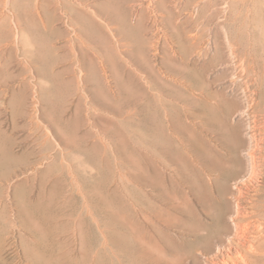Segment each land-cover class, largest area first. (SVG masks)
Returning a JSON list of instances; mask_svg holds the SVG:
<instances>
[{"label": "rangeland", "instance_id": "374dc122", "mask_svg": "<svg viewBox=\"0 0 264 264\" xmlns=\"http://www.w3.org/2000/svg\"><path fill=\"white\" fill-rule=\"evenodd\" d=\"M5 1L3 254L206 264L197 249L228 211L219 188L231 183L236 127L251 122L235 114L264 89V0Z\"/></svg>", "mask_w": 264, "mask_h": 264}, {"label": "bare ground", "instance_id": "6f19581e", "mask_svg": "<svg viewBox=\"0 0 264 264\" xmlns=\"http://www.w3.org/2000/svg\"><path fill=\"white\" fill-rule=\"evenodd\" d=\"M3 2L7 4V1L0 0V3ZM245 115L251 118V122L248 127H236V142L232 152H230L232 169L227 174L231 183L228 182L229 185L222 184L223 186L219 188L221 196L230 195V206L228 211L226 209L224 210L226 212H219L216 216L215 223L217 224L214 223L217 227L216 230L215 227L210 228L209 225L207 226L210 228L209 231L204 229L207 231L204 235L205 241L201 245L202 249L200 247L197 249V252L205 258L206 264H264L263 88L260 87L252 95L250 93L249 96H246L241 108H238L235 114L236 119ZM207 136L206 133L202 132L201 141L197 145L198 153L205 161L212 153ZM213 164L215 165V163ZM201 169L203 170V168ZM187 194L185 193V195ZM185 198L183 199H190L189 196ZM171 201L173 208L180 205L176 203L179 201L176 196H172ZM201 230L203 231V228ZM0 264H14L3 254L2 241H0Z\"/></svg>", "mask_w": 264, "mask_h": 264}]
</instances>
